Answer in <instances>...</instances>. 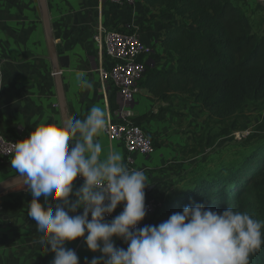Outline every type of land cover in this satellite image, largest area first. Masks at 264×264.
Here are the masks:
<instances>
[{
  "label": "crops",
  "instance_id": "1",
  "mask_svg": "<svg viewBox=\"0 0 264 264\" xmlns=\"http://www.w3.org/2000/svg\"><path fill=\"white\" fill-rule=\"evenodd\" d=\"M234 3L246 13L251 26L254 16L255 21L264 26V0H235ZM46 4L56 55L69 59L68 68L61 71L67 116L84 119L93 106H98L106 111L108 119H113L106 84H101L97 73H94L97 67H102L103 54L93 38L106 30L103 26V11L107 8V0H46ZM155 13L156 10L147 7L142 0H137L133 7L113 10L108 24L114 23L117 28L136 30L138 25H146L150 16ZM182 23L188 24L177 16L167 15L156 18L148 29L136 31L148 50L146 63L151 60L159 70H174V56L165 51L160 42L170 25ZM253 31L256 32L254 29ZM0 65L5 84L0 88L2 134L22 141L41 123L61 121L37 0H0ZM78 71L86 73L85 79L91 87L77 80ZM140 90V96L130 107L131 115L132 118L143 114L156 115L144 124V129L157 146L151 157L135 155L132 170L144 171L150 184L145 191L160 202L183 185L176 183L177 179L168 181L167 175L171 173L166 169L172 166L173 170L179 166L176 149L178 145L181 148L184 138L176 131L171 114L158 113L159 108L167 106L175 113L171 107L174 99L169 103L151 101L149 94ZM116 104L118 105L117 95ZM101 142L106 148L119 151L124 162L125 151L120 141L110 140L103 134ZM16 175L11 159L0 158V183ZM81 185L75 182L74 186L78 188ZM32 199L26 185H18L0 194V264H52L54 253L50 248L45 251L40 243L42 233L36 222L28 216V205ZM39 202L45 204L44 197H40ZM82 212L83 209H80L77 214ZM113 239L116 247L123 241ZM66 247L74 250L84 263L85 257L90 264L93 256L100 255L99 252H90L83 239L67 243Z\"/></svg>",
  "mask_w": 264,
  "mask_h": 264
},
{
  "label": "clouds",
  "instance_id": "2",
  "mask_svg": "<svg viewBox=\"0 0 264 264\" xmlns=\"http://www.w3.org/2000/svg\"><path fill=\"white\" fill-rule=\"evenodd\" d=\"M85 76L76 73L91 87ZM108 124L106 111L93 106L84 119L69 115L59 123H41L14 144L12 183L26 185L33 197L28 216L42 233L45 251L54 253L52 264H80L66 247L80 239L90 252L100 253L90 264H250L264 245V221L231 207L216 212L193 202L158 225L138 227L147 215L148 177L104 146ZM77 178L83 180L78 188ZM120 205L123 211L107 222ZM113 238L127 248H117Z\"/></svg>",
  "mask_w": 264,
  "mask_h": 264
},
{
  "label": "trees",
  "instance_id": "3",
  "mask_svg": "<svg viewBox=\"0 0 264 264\" xmlns=\"http://www.w3.org/2000/svg\"><path fill=\"white\" fill-rule=\"evenodd\" d=\"M142 1L157 11L146 25H138L134 30L108 24L110 13L121 6L107 2L103 11L105 29L124 33L144 31L156 18L167 15L177 16L188 24L170 25L160 42L161 47L174 56V70L162 71L147 62L139 88L149 94L151 101L169 103L174 99L179 106L199 108L206 113V134L199 143V150L211 148L218 137L242 131L241 112L245 106L264 100V35L253 31L235 0ZM111 65L112 61L103 55L102 68L107 71ZM106 91L112 114L117 108V89L108 81ZM162 112L178 117L169 106L158 109V113ZM155 116L143 114L131 121L149 136L144 124ZM214 129L216 133L210 135ZM257 130H264V121ZM150 139L154 147L157 146ZM243 147L245 152L237 161L202 174L195 173L189 180L181 177L177 183H183L182 187L160 201V207L153 215L145 217L141 227L158 225L154 220L160 212L169 218L193 202L216 212L231 207L264 221V139L252 145L250 138H246ZM146 194L154 199L150 192ZM117 248L126 249L127 244L122 241ZM249 260L250 264H264V245Z\"/></svg>",
  "mask_w": 264,
  "mask_h": 264
},
{
  "label": "built area",
  "instance_id": "4",
  "mask_svg": "<svg viewBox=\"0 0 264 264\" xmlns=\"http://www.w3.org/2000/svg\"><path fill=\"white\" fill-rule=\"evenodd\" d=\"M112 5L121 7H133L137 0H107ZM97 43L100 52L112 61L109 70L101 66L97 69L98 80L101 84L111 82L117 89L118 105L111 114L113 119H108V128L104 135L110 140L120 141L125 151L124 164L132 169L134 156L151 157L155 154V147L150 139L139 126L132 123L130 107L136 96L140 94L138 82L141 80L146 64L148 50L141 42L137 32L124 33L116 30H105L93 38ZM3 76V69L0 65V79ZM235 132L232 135H238ZM242 134V133H240ZM18 141L9 138L0 132V158L11 159L14 154V144ZM83 184L81 178L75 181ZM146 193V191H145ZM147 216L153 215L160 207V203L149 199L146 194ZM123 211V205L117 207L116 211L105 219L110 222L116 215ZM143 221L138 227H141ZM80 264H85L79 258Z\"/></svg>",
  "mask_w": 264,
  "mask_h": 264
},
{
  "label": "rangeland",
  "instance_id": "5",
  "mask_svg": "<svg viewBox=\"0 0 264 264\" xmlns=\"http://www.w3.org/2000/svg\"><path fill=\"white\" fill-rule=\"evenodd\" d=\"M244 14L246 15L245 12ZM255 18L256 16L252 17L253 29L258 34H261L264 32V26L260 24L261 22L257 23ZM261 35H264V33ZM97 69L98 67L95 69V75ZM140 94L136 96L135 101ZM171 107L175 112L174 115H179V117L173 115H170V117L175 121L174 123L177 127L176 131L180 132L184 139L181 142V148L180 145H178L176 149L178 150L177 163L179 166L173 170L172 166L168 170L166 169V171H170L171 173L167 175L168 181H175L177 179V181L180 182L181 177H185L189 180L196 174L207 172L208 169L213 170L221 164L237 161L245 152L246 148L243 147V144L246 138H250V144L252 143V145H254V142L263 141L264 139V130H257V127L264 121V100L248 104L241 112L243 129L237 132L242 134L239 133L238 135L218 137L211 148H203L202 150L200 149L201 151L199 150V143L200 141H204L203 139L206 134L204 130L206 113L199 108L190 109L187 105L180 107L176 105L175 100L172 101ZM216 131L217 130L214 129L209 133L212 135L216 133ZM160 213L154 220V222L159 224L168 219L163 211Z\"/></svg>",
  "mask_w": 264,
  "mask_h": 264
},
{
  "label": "water",
  "instance_id": "6",
  "mask_svg": "<svg viewBox=\"0 0 264 264\" xmlns=\"http://www.w3.org/2000/svg\"><path fill=\"white\" fill-rule=\"evenodd\" d=\"M40 13H41V21L44 31L45 43L47 47L48 58L51 64V69L53 70V79L55 85V93L57 99V106L60 114L61 121L67 116L65 110V101L63 95V87L61 82V71L63 69L68 68L69 66V59L68 57H57L55 52V47L53 45V40L51 36V27L49 22V15L47 11V4L46 0H37ZM148 64L153 65L152 62L149 60L147 61ZM14 178V177H13ZM13 178L7 179L4 183H0V194L5 192L13 187L20 185L19 183L13 184Z\"/></svg>",
  "mask_w": 264,
  "mask_h": 264
}]
</instances>
